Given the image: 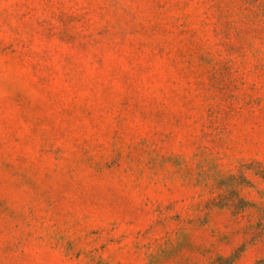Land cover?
I'll list each match as a JSON object with an SVG mask.
<instances>
[{"label": "rangeland", "instance_id": "1", "mask_svg": "<svg viewBox=\"0 0 264 264\" xmlns=\"http://www.w3.org/2000/svg\"><path fill=\"white\" fill-rule=\"evenodd\" d=\"M264 261V0H0V264Z\"/></svg>", "mask_w": 264, "mask_h": 264}, {"label": "trees", "instance_id": "2", "mask_svg": "<svg viewBox=\"0 0 264 264\" xmlns=\"http://www.w3.org/2000/svg\"><path fill=\"white\" fill-rule=\"evenodd\" d=\"M258 264H264V261L259 262Z\"/></svg>", "mask_w": 264, "mask_h": 264}]
</instances>
